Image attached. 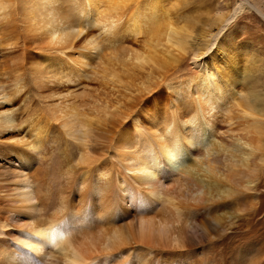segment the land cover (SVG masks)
<instances>
[{"label":"bare ground","instance_id":"obj_1","mask_svg":"<svg viewBox=\"0 0 264 264\" xmlns=\"http://www.w3.org/2000/svg\"><path fill=\"white\" fill-rule=\"evenodd\" d=\"M22 1L36 31H43L50 44L69 45L86 27L99 24L112 36L108 44L120 42L122 49L116 35L134 40L142 35L144 50L128 58L138 69L156 70L133 84L135 91L147 97L171 86V93L154 110L144 109L145 97L135 98L128 111L113 114L115 123L108 121L112 126L105 129L99 128V121H106L99 113L91 121L93 116L84 112L59 111L60 132L76 140L78 153L65 169L53 158L38 166L39 139L25 148L0 144V264H198L194 256L215 243H225V252L243 243L238 258L264 264V221L258 220L264 210V97L247 96L239 85L234 90L235 78L225 81L215 64L200 59L217 32L205 38L204 48L187 45L186 26L171 20L175 0L169 6V0H85V10L75 7L80 12L76 25H64L52 13L53 0H41L40 15L34 4ZM234 1L233 9L216 18L218 24L212 21L218 33L236 15L250 11L247 4L264 20V0ZM10 5L0 0V18L8 17ZM88 42L96 48L94 39ZM158 45L164 49L157 50ZM186 48L199 74L174 82ZM230 100L238 111H230ZM14 126L12 116H0V128ZM98 129L95 134L108 147L103 162L109 161L108 167H100L95 153L101 143L92 140ZM120 150L127 152L124 158ZM40 191L47 195L41 203ZM40 206L54 210L40 220Z\"/></svg>","mask_w":264,"mask_h":264},{"label":"rangeland","instance_id":"obj_2","mask_svg":"<svg viewBox=\"0 0 264 264\" xmlns=\"http://www.w3.org/2000/svg\"><path fill=\"white\" fill-rule=\"evenodd\" d=\"M26 1L23 0L22 2L26 5L34 4L36 11L39 10L36 14H44L41 0H39L40 2L38 0ZM53 1L50 4L52 5V13L54 11L59 19L64 20V25H76L79 22L80 9L82 11L86 8L85 0H78V2H75L76 5L73 0ZM172 1L169 0L166 5L169 6ZM248 1L254 2L253 0ZM9 2H11L8 8L10 16L7 14L8 17L0 18V116L4 113L12 116L15 126L7 129L0 128V144L25 148L36 146L35 143L39 139V144H37L39 145L37 150L40 158L38 166L47 164L48 160L53 158L61 169H65L70 165L73 166L78 153L76 140L60 132L62 131L58 126L60 119L55 118L59 115V111L76 110L79 113L84 112L83 114L87 118L96 113L102 115L106 111L110 112L113 117L116 116L118 111H128L132 102H135V98L137 100V97L139 99L142 96V99L145 97L143 102L146 110L160 109L166 103L165 98L171 93V86L168 89L162 86L158 92L147 97L144 95L145 93L141 94L137 90L135 91V85L133 84L138 83L141 78L144 80L147 71L152 73L153 70L148 66H144L143 70L138 69L133 64L134 60L130 62L131 59L128 58L134 55L132 52L135 50H144L145 45L142 44V35L136 36L135 40L131 36L123 35L120 38L116 35L117 37L114 38L122 41V49L120 42H115L114 45L108 44L112 36L105 34L99 24L98 26L86 27L83 33L73 39L74 41L71 40L69 45L68 43L50 44L43 31L40 33L36 31L38 29L33 25L35 23L32 24L22 8L20 0H9ZM12 2H16L14 3L15 8L12 6ZM173 2L172 5L175 6H173L174 9L170 13L171 20L178 26H186L187 34L183 40L187 45H191L193 48H204L207 42L206 39H209L211 34L216 32L218 34L215 43L210 47L211 49L209 48L210 50L202 54L200 59L207 63L206 65L215 64L219 75L224 76L225 81L229 78L236 79L237 83L234 90H237L239 85L241 92L247 96L249 94L254 96L255 94V96L264 97V20L262 16L247 4L246 7L250 8V11H244L236 15L218 33L216 18L220 15H226L230 9H233L234 0H175ZM251 2L250 4H252ZM75 7L80 8L79 11ZM36 11L33 10V12ZM122 18L121 21L125 19V17ZM212 21L217 24L212 23ZM27 22L34 28L32 29V26L30 27ZM58 22L59 20L55 24ZM88 36L95 40L96 48L93 49L94 44L88 42L91 40H88ZM161 46L158 45L155 48L163 50L164 48L163 46L161 48ZM185 52H180L179 70L175 80L172 79L174 82L186 81L188 78L194 80L199 74V68H195L192 64L190 49L186 48ZM117 67L118 69H116ZM118 72L120 73L118 74ZM233 104L235 107L232 106ZM229 105L231 106L230 111L239 110L234 100H230ZM99 114H96V116ZM109 114L107 116L106 114L103 115L106 118L108 117L107 119L100 115L98 118H102L107 122L112 121V124H114L116 118L114 116L113 120L110 119L112 117H109ZM94 116L88 119L93 121L96 117ZM106 121L105 123H102L103 120L101 123L99 121L100 127H98L102 129L110 127L111 122L107 123ZM123 121L130 124V121L126 118ZM95 133H100L99 129L94 131V136L100 135ZM99 137H93L92 140L97 143L101 142L95 146V153H98V159L101 161L100 167L111 166L109 161L103 164L108 147H105L106 143H104L105 140L102 137H100L102 140L97 139ZM118 154L124 158L127 152L120 150ZM74 169L76 168L74 167ZM75 176L79 178L82 174L78 171ZM3 192V190H0V194ZM9 193L12 192L9 191ZM37 197L40 203L47 199L44 191L38 192ZM53 210L50 207L42 208L40 206L38 212L41 217L39 219L43 220L42 217L52 213ZM261 213L262 215L258 219L259 222L264 221V210ZM256 235L258 234L256 233L251 238L254 239ZM222 244L225 243H215L200 250L199 255L194 256L195 258L198 257L197 263L244 264L237 256V251L243 243L239 244L235 250L229 249L228 252L223 250L224 245ZM194 262H196V259Z\"/></svg>","mask_w":264,"mask_h":264}]
</instances>
